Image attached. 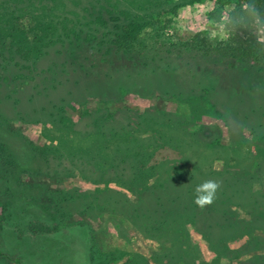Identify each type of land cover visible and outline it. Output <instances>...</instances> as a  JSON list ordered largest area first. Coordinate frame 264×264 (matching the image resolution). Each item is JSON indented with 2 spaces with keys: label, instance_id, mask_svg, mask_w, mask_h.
<instances>
[{
  "label": "rangeland",
  "instance_id": "obj_1",
  "mask_svg": "<svg viewBox=\"0 0 264 264\" xmlns=\"http://www.w3.org/2000/svg\"><path fill=\"white\" fill-rule=\"evenodd\" d=\"M15 10L44 36L0 55V264H264V74L173 48L225 31L213 2L0 0Z\"/></svg>",
  "mask_w": 264,
  "mask_h": 264
},
{
  "label": "trees",
  "instance_id": "obj_2",
  "mask_svg": "<svg viewBox=\"0 0 264 264\" xmlns=\"http://www.w3.org/2000/svg\"><path fill=\"white\" fill-rule=\"evenodd\" d=\"M190 3H201L205 0H187ZM213 2L214 11L211 12L209 17L213 21L223 25L225 31L233 32L230 37L225 39L215 38L210 39L208 35H195L189 41L184 44H177L173 46L175 51L183 52L187 50L189 53H194L199 56L215 59L221 62L230 64L241 65L253 69L257 73L264 74V45H259L256 42L255 36L251 31L244 27H241L247 22V13L243 10V6L248 3H255L262 16H264V0H211ZM118 8L113 7L109 13L116 15ZM30 9H24L21 14L25 13L30 15L33 20H37L33 11ZM18 10L11 13H0V55H3L2 46L9 45L12 58L18 60L20 64H23L24 60L38 57L40 55V44L43 38V34L39 33L35 29V25L31 29L34 33V37L31 39L26 36L25 31L18 27ZM102 21L104 19L99 17ZM20 28V29H19ZM50 29L48 30V32ZM47 32V33H48ZM157 45L165 47L167 45L155 37ZM126 45V43H125ZM99 46L96 44V47ZM113 47L111 44L103 52V57L110 60L113 58ZM122 48V46H118ZM178 48V49H177ZM128 51L129 48L125 47ZM102 51V50H101ZM179 53V52H178ZM247 65V66H246ZM249 66V67H248ZM0 147H5L0 144ZM35 226L34 228H36ZM40 229V228H39ZM33 231L37 232L36 229ZM43 231L42 229L39 232ZM254 261H261L264 259V255L254 254ZM238 264H250L249 262H243Z\"/></svg>",
  "mask_w": 264,
  "mask_h": 264
},
{
  "label": "clouds",
  "instance_id": "obj_3",
  "mask_svg": "<svg viewBox=\"0 0 264 264\" xmlns=\"http://www.w3.org/2000/svg\"><path fill=\"white\" fill-rule=\"evenodd\" d=\"M243 10L247 13V22L241 27L251 31L259 45H264V16L261 15L255 3L245 4ZM232 33L222 30L219 33H211L209 38L215 39L219 36L220 39H225L230 37ZM220 188V183L215 180H207L199 184L195 189L194 203L201 209L211 206L215 202Z\"/></svg>",
  "mask_w": 264,
  "mask_h": 264
}]
</instances>
